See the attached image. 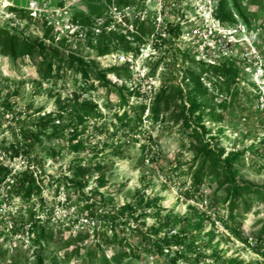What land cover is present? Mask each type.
<instances>
[{"label":"rangeland","instance_id":"374dc122","mask_svg":"<svg viewBox=\"0 0 264 264\" xmlns=\"http://www.w3.org/2000/svg\"><path fill=\"white\" fill-rule=\"evenodd\" d=\"M222 1L234 20L222 26L235 29L246 19L258 34L253 49L252 40L240 35L241 43L226 40L229 45L207 54L195 41L194 31L213 22L211 6L220 0H15V9L0 8V31L34 45L28 55L9 56L0 36V167L12 174L25 170L26 158L13 155V120H24L36 138L32 157L41 166L31 167L41 187L31 204L51 236L42 243V264H185L172 262L176 247L163 255L138 249L136 230H156L166 220L157 238L178 232L195 238L211 257L204 264H264V248L257 244L264 202L251 195L235 205L239 241L222 223L230 206L220 176H205L197 190L191 183L202 157L199 140L185 126V97L174 99L158 122L151 120L162 89L186 96L189 73L199 77L205 94L192 90L190 100L201 106L193 118H199L204 140H213L222 158L244 152L230 172L239 184L264 190V0ZM176 25L177 39L167 32ZM98 47L108 52L100 55ZM221 54L227 58L218 60ZM202 57L236 61L239 81L228 96L193 64ZM70 59L89 66L87 79L69 66ZM111 69H120L106 73L119 92L94 80V72ZM75 102L95 107L98 117L79 123ZM6 182H0V231L30 206L10 199ZM80 193L95 200L98 221L80 213ZM122 209L128 223L111 232L101 217ZM35 256L27 233L0 235V264H38Z\"/></svg>","mask_w":264,"mask_h":264},{"label":"trees","instance_id":"16d2710c","mask_svg":"<svg viewBox=\"0 0 264 264\" xmlns=\"http://www.w3.org/2000/svg\"><path fill=\"white\" fill-rule=\"evenodd\" d=\"M241 15L240 13L238 14ZM215 18L221 24H234L232 14L225 11L223 7V1L220 0L219 3L215 6ZM243 19V18H242ZM244 25L247 29L250 30V24L247 23V20L244 19ZM168 34L173 38L177 39L179 36L178 26H170L168 28ZM102 34L101 36H105ZM0 36L4 39V47L7 49V55L16 56V55H28L34 50V45L26 40H21L20 37L16 34H9L5 30L0 31ZM129 49V48H127ZM98 52L100 55H104L108 52L107 48L98 47ZM137 53V51H136ZM58 61L63 62L59 58ZM71 68H76L77 71L82 73V76L87 79L88 73L90 72L89 66L83 62H76L73 60H67ZM193 63V60H192ZM194 65L201 67L202 74H210L211 78L208 81L212 84L218 83L220 91L225 93L227 96L232 90V87L236 86L239 81L240 70L232 60L223 61L218 64L210 65L202 62H194ZM48 69L51 70V64L48 66ZM120 69H111L103 72H94V80L108 92L114 91L119 92L115 88L111 87L109 82L106 80V73L119 72ZM189 82L191 83L192 90L195 94L202 93L205 94V89L202 88L199 77H194L193 74L189 73ZM190 90V92L192 91ZM188 92L186 96L183 95L182 91L168 92L166 89H162L154 98L153 106L151 111V120L156 123L159 121L160 116L168 111L170 103L177 97L182 99L184 98V103L182 104L184 114L186 115L185 126L187 130H190L193 137L199 140L200 148L198 153L202 157L200 166L195 171L192 176L191 183L197 190L201 186L203 178L205 176H220V184L225 188V200L230 206V213H228L227 220L228 222H223L224 228L228 233L235 239L241 241L240 239V226L234 228V219L233 209L237 203L243 201L244 196L255 195L257 199H260L264 202V190L253 187L250 184H239L233 177L230 169L233 168L241 157L244 156V152H233L228 154L226 157L222 158V154L217 145L215 147L211 146L213 140H204V128L200 126L199 118L194 119V115L200 111L201 106L196 102H192V96ZM131 95V93H129ZM123 99V98H121ZM72 108L77 110L79 123H83V120L87 117H98L94 113L95 107H90L89 104H73ZM145 107H141L140 111L143 114ZM13 120V118H12ZM14 127L16 128L15 133V147L13 150V155L15 157L24 156L26 158V167L25 170L19 174H12L9 169L0 167V182L6 181L9 190L6 191L10 199L17 198L22 204H30L28 210L26 211V216L19 214L16 219H13L10 223V227H5L0 231V235H7L9 238L27 233L29 236V241L34 247L36 252V259L38 264H42L39 253L42 251V243L46 238L51 236L45 230V222H41L38 218V214L34 210L33 204L31 201L34 197L40 196L41 187L39 185V180L37 176L34 175L32 171L34 169H39L40 163L37 162L36 158L32 157V153L35 149L36 138L35 136L26 129V122L24 120L14 119ZM128 130L133 131L135 129V123L130 121L127 125ZM34 163H37L36 166H33ZM33 166V168H31ZM81 199L83 201V206L80 209V213H86V217L98 221L97 212H96V202L91 200L80 193ZM191 197V196H189ZM124 209L116 212H109L103 214L101 217L104 224L109 225L110 231H114L120 226H125L128 223V220L125 219ZM167 221V222H166ZM164 224L158 229H150L142 232L143 229L136 230L137 235L140 238V246L138 249L142 250L145 255L159 254L163 255L169 253L166 251L170 247L179 248L176 252L173 253L172 262H182L185 264H204L207 259H211L210 256L202 254L201 247L195 246V238L192 237L186 238L183 237L182 232H178L174 236H167L162 240L157 238L158 234L163 231V229L169 225L170 222L166 220ZM233 225V226H232ZM143 228V226H141ZM167 228V227H166ZM6 229V230H5ZM8 229V230H7ZM82 238V237H81ZM86 238V236H84ZM114 238V236H113ZM112 240H115L114 238ZM108 241V240H106ZM187 241V242H186ZM244 243H246L244 241ZM258 247L264 248V228L259 233L257 237ZM166 251V252H165ZM214 264H243L235 260H224L218 262L213 260Z\"/></svg>","mask_w":264,"mask_h":264},{"label":"built area","instance_id":"2783aa9c","mask_svg":"<svg viewBox=\"0 0 264 264\" xmlns=\"http://www.w3.org/2000/svg\"><path fill=\"white\" fill-rule=\"evenodd\" d=\"M14 1L15 0H0V8L7 9V10L15 9L16 6L14 5ZM164 1H167V0H164ZM214 10H215L214 7L211 6V11L209 13L211 14V18H212V15L214 14ZM212 21L213 22L208 23L209 25L208 27H206L207 29H204V30L200 29V30L194 31V39L195 41H198V42L201 41L200 45L203 46L202 48L205 52L204 54H207V52L209 51L212 52L214 49L217 50V48L223 45V43L226 42V40H228L229 43H232L231 41H233L234 43L237 44L238 42L237 40H241V38H237L238 35L242 37L244 36V38L249 37V39L252 40V45L250 46L251 49H253L255 45H257L259 42L258 34L251 33L250 30H248L245 25H239L235 29H229V28L223 27L222 24H220V22L217 21L215 18L214 19L212 18ZM223 32H225L226 34H223ZM243 41H246V40H243ZM229 43L226 42L225 45H229ZM238 43H241V42H238ZM202 58L203 59L198 58L197 62H202V63L210 64V65L218 64L219 62V61L215 62L214 59L211 60V59H204V57ZM222 58H227V57L226 55L221 54L218 60ZM228 60H231V58ZM235 64H236V61H235Z\"/></svg>","mask_w":264,"mask_h":264}]
</instances>
